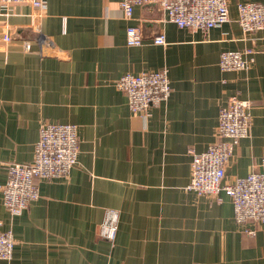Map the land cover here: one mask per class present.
<instances>
[{
    "label": "crops",
    "instance_id": "obj_1",
    "mask_svg": "<svg viewBox=\"0 0 264 264\" xmlns=\"http://www.w3.org/2000/svg\"><path fill=\"white\" fill-rule=\"evenodd\" d=\"M46 0L0 6V185L6 165H29L44 124L75 125L77 164L68 177L37 180L39 197L19 215L2 204L0 229L14 239L8 264H264V224L233 219L230 198L185 190L192 153L214 141L221 107L251 104L248 137L235 146L224 182L259 171L264 157V30L228 21L208 31L179 29L156 4ZM143 42L128 46L126 29ZM164 45H155L157 33ZM8 35L10 41H4ZM239 51L246 71H221L219 56ZM165 68L171 93L147 118L133 115L115 88L125 74ZM118 215L112 243L99 236Z\"/></svg>",
    "mask_w": 264,
    "mask_h": 264
},
{
    "label": "built area",
    "instance_id": "obj_2",
    "mask_svg": "<svg viewBox=\"0 0 264 264\" xmlns=\"http://www.w3.org/2000/svg\"><path fill=\"white\" fill-rule=\"evenodd\" d=\"M14 4L30 6L37 15L43 13L46 0H0V6ZM156 4L167 15L169 22L179 29L208 31L226 23L228 19L227 0H121L119 6L126 20H131L133 8ZM237 23L243 33L264 30V7L258 3H238ZM4 41H10L8 35ZM155 45H164L165 37L157 33L151 38ZM128 46H139L143 42L140 29L128 26ZM221 71H246L250 62L243 52L225 51L219 56ZM115 88L123 93L129 111L133 115L147 118L153 108L166 102L171 93L165 68L125 74L115 81ZM251 104L235 96L221 107L214 141L201 153H192L190 179L185 190L198 196L225 193L231 200L233 219L238 224L247 221L264 224V157L259 171L224 182L226 166L235 146L248 137L251 127ZM78 136L75 125L44 124L39 129L34 146L33 159L29 165H6V181L0 185L2 204L11 215H19L31 202L38 199L37 180H52L68 177L77 164ZM118 215L107 211L99 225V236L112 243L117 232ZM14 239L11 231L0 229V264H8L12 258Z\"/></svg>",
    "mask_w": 264,
    "mask_h": 264
}]
</instances>
